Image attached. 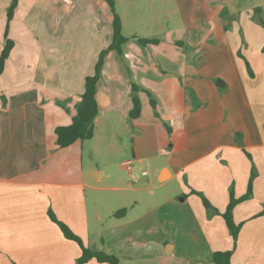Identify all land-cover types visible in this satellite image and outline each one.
Here are the masks:
<instances>
[{"label": "crops", "instance_id": "crops-1", "mask_svg": "<svg viewBox=\"0 0 264 264\" xmlns=\"http://www.w3.org/2000/svg\"><path fill=\"white\" fill-rule=\"evenodd\" d=\"M41 4H46V53L17 54L14 44L0 75V264H75L80 248L62 236L49 211L85 246L116 256L119 264H213L216 251H230L232 264H264V3L255 6L256 17L253 12L238 17L245 45L239 47L235 26L233 47L220 51L223 63L212 65L217 51L203 50L210 63L204 78L187 61L178 64L177 48L169 45L170 54H164L158 39L146 46L130 39L121 55L109 51L96 83L93 137L65 148L57 146L55 129L71 124L76 114L85 78L111 42L112 14L105 0ZM13 19L0 22L10 24L6 37L1 24L0 52L5 39H34L29 32H13ZM132 36L137 34L125 37ZM199 52L188 51L193 57ZM132 85L140 90L132 92ZM144 90L156 98L153 112ZM133 95L141 106L135 119L129 117ZM113 138L123 142L121 151ZM95 141L89 162L101 142L110 157L107 168L122 173L121 162L133 161L134 177L126 172L131 180L149 175L140 174L145 164L168 158L170 168L157 171L158 181L164 180L149 192L155 196L172 180L177 190L158 193L148 203L119 201L108 211L125 214L96 228L99 201L86 191L144 187H121L106 166L97 165L88 177L83 149ZM106 178L107 187L92 183ZM250 181L251 196L232 211L240 225L234 244L223 218L210 214L200 195L223 213L230 193L243 197Z\"/></svg>", "mask_w": 264, "mask_h": 264}, {"label": "rangeland", "instance_id": "rangeland-1", "mask_svg": "<svg viewBox=\"0 0 264 264\" xmlns=\"http://www.w3.org/2000/svg\"><path fill=\"white\" fill-rule=\"evenodd\" d=\"M114 1L116 13L121 18L123 36L137 34V36L141 38H156L160 42L159 49H161L164 54L168 55L170 54L167 50L169 45L177 48L180 54L177 58V60H179L178 64H182L187 61L189 65L200 71V75L202 77V72L206 70L209 63L207 57H204L203 55V50L205 51L211 49L217 51L216 55L212 56V65H215L218 62L223 63L220 51L231 48V46L233 47V43H235V41L231 40V32L235 29V26L240 39L239 47L245 45L243 39H241V32L238 30V17L248 16L251 12H253L254 17H256L257 14L255 12V6L257 4L264 3V0ZM9 3H11V0H0V22L5 18L7 22V8H4L5 5L7 6ZM17 3H19L18 15L14 16L13 11L12 16V18H14L12 23L13 32L16 31L19 35L23 32H29L33 35L34 39L28 41L10 39L15 44L16 53L18 54V51L22 49H34L33 51L36 53L39 50H43L42 52L46 53V4H41L46 3V0H17ZM28 10L30 14L29 16H26ZM4 28H6V25L3 23L2 29ZM222 32L226 33V41H224L220 36ZM42 36L44 38L40 39ZM133 42L136 43L135 41ZM175 42L181 43L182 45H178ZM228 42L230 43V46ZM190 49H198L200 52L193 57L190 56V53H188ZM18 57H20V55H18ZM164 58H166L164 62H167L168 57L166 56ZM155 63L158 64L157 61ZM219 80L222 81V79ZM188 91L190 92V89ZM189 94L191 95V92ZM146 96L148 107L153 112L154 108L150 103V97L148 95ZM153 100L156 103V98L154 96ZM95 143L97 142H85V148L83 149V163L85 168H88V177H90L89 174L91 172L89 170H96L97 165L106 166L110 158L109 155L105 153L101 145L102 143L98 142L100 147L94 146L95 160L89 162V145H94ZM112 144L117 152L122 150L123 142L119 139L113 138ZM167 160L168 158L164 157L151 161L149 166L145 164L141 170L149 172V175L146 177L137 176L134 180L127 177L125 170H122V173H120L113 166H110V169L107 168V166L104 167L107 171H110L113 174V181H120L119 184L121 187L126 188L129 186H142L144 189L138 192L123 190L119 193H111L101 189L86 191V194L90 197V199L96 198L99 201L97 209L100 213L101 221L96 224L95 227L101 229V224L103 225V228L111 225L110 221H113V217L110 215L108 208H115L113 210H116L118 208L116 206L119 201L126 204L130 202V200L138 198L148 203L150 200H154L158 193L177 190L178 186L176 182L172 180L168 183L166 182L164 187L156 192L155 196H152L149 192V189H154L155 186L161 185L158 181L159 173L157 174V171L162 166H165L166 169L170 168ZM92 183H94L97 187L104 188L108 186V179L106 178L104 180L92 181ZM89 203H91V200ZM90 206L89 211L91 212L93 207L91 206L90 208Z\"/></svg>", "mask_w": 264, "mask_h": 264}, {"label": "trees", "instance_id": "trees-1", "mask_svg": "<svg viewBox=\"0 0 264 264\" xmlns=\"http://www.w3.org/2000/svg\"><path fill=\"white\" fill-rule=\"evenodd\" d=\"M107 6L110 9L112 14V39L108 47L102 50L99 53L98 59L94 66V72L91 76L85 78L83 93L80 96V99L76 105V114L72 119L71 124L67 126H60L55 129L56 144L59 148H65L72 145L76 141H87L93 137L94 134V120L98 114V107L95 99L96 92V83L100 78V72L103 65V60L105 55L109 51H114L117 55L122 54L123 46L130 40L134 39L140 46L146 45H155L158 43L157 39H147L137 36H132L127 38L122 35V23L120 16L116 13L115 10V1L114 0H105ZM17 6V0H11V3L7 9V23L11 20L13 16V11ZM255 12H258V9H255ZM262 26L264 27V22L261 21ZM7 27L5 31V37L7 35ZM14 43L10 39H5L4 47L0 52V75L2 74L4 64L8 58ZM140 89L136 85H132V92H137ZM144 92L150 97V103L152 107L155 106V101L150 92L144 90ZM140 101L137 96H132V109L129 113L131 119H135L140 114ZM202 203L206 210L210 214H220L223 218L228 233L233 239L235 244L240 225H236L232 218V211L234 207L242 202L247 200L251 196V181L248 184L247 192L243 197L235 198L233 193H230L229 203L226 207V210L223 213H218L210 203L202 196ZM126 212L125 209H120L115 211L112 216L120 217ZM50 220L55 223L62 236L69 241L76 243L80 248V256L77 258L75 264H86L89 261L94 260L99 264H119V260L116 256L108 254L102 250H92L89 247L85 246L82 243V240L75 235L64 223L60 222L51 211L48 212ZM231 252L230 251H216L212 254V263L213 264H232L230 261Z\"/></svg>", "mask_w": 264, "mask_h": 264}, {"label": "built area", "instance_id": "built-area-1", "mask_svg": "<svg viewBox=\"0 0 264 264\" xmlns=\"http://www.w3.org/2000/svg\"><path fill=\"white\" fill-rule=\"evenodd\" d=\"M132 160H124L121 162V166L122 168L128 173V176L130 178H133L134 175H135V172L133 170V167H132ZM140 174L142 176H146L147 175V172L146 171H141Z\"/></svg>", "mask_w": 264, "mask_h": 264}, {"label": "water", "instance_id": "water-1", "mask_svg": "<svg viewBox=\"0 0 264 264\" xmlns=\"http://www.w3.org/2000/svg\"><path fill=\"white\" fill-rule=\"evenodd\" d=\"M217 85L223 87V83L221 81H217ZM163 180H164V176H161V178H159V181H163Z\"/></svg>", "mask_w": 264, "mask_h": 264}]
</instances>
